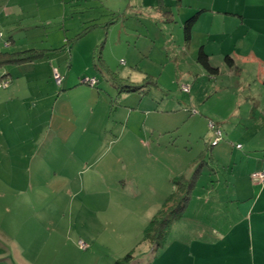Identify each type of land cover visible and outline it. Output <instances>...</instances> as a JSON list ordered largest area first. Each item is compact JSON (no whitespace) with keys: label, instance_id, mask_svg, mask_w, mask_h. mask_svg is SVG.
Returning a JSON list of instances; mask_svg holds the SVG:
<instances>
[{"label":"rangeland","instance_id":"obj_1","mask_svg":"<svg viewBox=\"0 0 264 264\" xmlns=\"http://www.w3.org/2000/svg\"><path fill=\"white\" fill-rule=\"evenodd\" d=\"M54 1L56 0H27L22 5L24 13L21 21L6 19L0 23V52L11 55L22 52L20 58L28 56L31 60L30 63L0 67V82L5 83V86L0 87V259L5 261L0 263L115 264L128 254H132L131 261L138 263V260L146 255V252L142 251L146 243L143 241L146 226L162 208L167 197L173 193L172 184H159L157 187L156 182H160L166 175L170 177L173 172L167 174L163 172V168L158 171V166L150 167L149 164H153L147 160H142L145 173L140 171L138 166L129 164V153L135 157L140 152L134 143V129L139 120H130L128 125L126 111H129L130 106L136 104L144 93L147 95L143 98L156 100L155 105L163 92L164 97L178 101L171 104V107L179 104L180 114L176 112L165 121L168 130L177 128V133L166 136L155 133L151 138L154 142L170 144L169 149L174 159L170 165L175 166L174 163H177L178 168L181 164V172L185 178L193 172L199 174L198 165L204 164V170H200L202 177L196 183L197 187H194L195 190L191 189L188 195L187 202H192L187 213L179 217L174 211L167 214L170 222L166 229V239H173L178 236L173 229L176 230L180 222L193 223L192 226L199 222L208 224L209 208L216 204L225 206V187L228 184L224 181V170L227 169V161L231 158H226L224 165L217 167L221 181H218L215 175L208 180L211 174L208 167L211 154L209 149L213 138L209 122L219 127L216 130L220 131L223 140V136H226L224 131L229 130L230 125H221L224 120L219 113H228L227 104L231 106L232 103H227L226 99L232 97V89L224 90L217 103L212 98L205 101L204 89H199V86L202 83L209 84L208 76H205L206 72L202 74L197 69L198 66L191 61L187 53L188 50L181 47L184 22L179 24L178 16V23L172 24L168 28L169 31H165L162 20L156 19L155 14H159L150 7L140 5L133 9L132 14L129 11L131 7H128L130 0H97L99 4L94 9L66 4L64 18L53 5ZM132 2L138 4L139 0ZM147 2L153 3L152 0ZM75 10H79V15L74 14ZM89 18H96L95 22L102 24V28L89 32L71 48H66L65 40L70 41L82 27L92 23L88 21ZM83 20L85 23H82ZM4 23L5 25H2ZM137 34H145L148 40L154 43V47L147 49L145 43L135 40ZM120 35L119 41L128 36L126 39L131 43L129 48L126 43L118 42ZM167 44L174 48L168 50L165 47ZM195 48L192 55L194 57L197 56L199 47ZM38 50L55 51L44 57ZM98 58H103L113 72L120 73L125 79L129 78L131 84L135 82L136 85H130V82L126 81L117 83L118 88L122 87L120 91L129 87L131 91L129 89L128 92L118 95L115 88L96 72L95 67L101 66ZM150 60L152 62H148ZM120 61L125 62L124 66L120 65ZM135 64H138L139 69L132 68ZM116 68L119 72H116ZM55 69L63 79L68 77L67 80L70 79L71 82L77 79L78 74L79 83L92 78L99 81L98 88L102 91L100 97L105 96L106 101L111 97L113 101L106 111V117L115 122V126L106 129L105 133L82 136L76 134L68 139L69 133L64 126L66 117L61 116L58 120L56 117L58 112L65 111L64 103L67 97H72V93L66 89L65 83L61 88L56 86L53 79ZM254 71L251 67L247 69L246 76H251L250 83L243 91L248 93L251 90L264 96V83H254ZM143 72L153 79L146 81L148 77L141 74ZM171 74L175 75V79L170 78ZM3 75L7 76L5 80L1 79ZM161 75V84L165 88H171L168 95L158 85L151 86L150 82L155 83ZM186 75L189 77L185 78ZM233 80L235 81L222 77V84L230 85L234 83ZM171 82H176V85H171ZM11 85L15 90L11 91ZM183 87L188 91H183ZM195 91L201 105L190 101ZM88 96L91 97V94ZM84 97L87 98V95ZM215 104L217 108L213 106ZM184 117L187 118L186 124H182ZM192 121L197 123L193 125ZM149 123L150 121L147 123L148 128ZM30 128L36 131L34 141H31L28 134ZM190 130L193 133L189 139L187 133ZM118 137L121 138V144H109ZM79 138L83 150H75L74 158L77 159L76 155L80 154L87 165H79L75 159H71L70 151L66 150V147L62 150L59 147L61 144L70 146L72 141L75 142ZM141 139L147 142L145 137H138L136 141L142 144ZM98 142L100 145H96ZM54 145L57 153L54 161H57L55 164L52 161L48 168L40 160L46 161L45 155L50 153ZM96 147L98 151H95ZM121 153L123 155H120ZM7 155L22 163L24 167H16L18 180L15 182H5ZM124 156L127 158L126 167L123 168L125 171L119 172L111 163ZM139 158L145 156L140 153ZM203 160L207 164L202 163ZM35 161H40V179L35 176ZM189 165L192 167L188 168ZM153 171L154 179H158L154 182L149 180L147 185H144L142 181L146 176L152 177ZM119 175L122 181L112 182ZM132 176L139 180L137 191L130 185ZM5 183L19 189L22 195L5 196ZM210 190L213 193L209 196ZM120 191L121 197H115ZM197 196L201 197L203 203ZM216 199L218 202L215 204ZM207 201L209 205H206ZM79 241L86 245L85 249L79 246Z\"/></svg>","mask_w":264,"mask_h":264},{"label":"crops","instance_id":"obj_2","mask_svg":"<svg viewBox=\"0 0 264 264\" xmlns=\"http://www.w3.org/2000/svg\"><path fill=\"white\" fill-rule=\"evenodd\" d=\"M26 1L27 0H0V23L5 22L6 19V21H21L20 19H23L22 14L24 13L22 5ZM147 1L148 0H139L138 4H134V2L130 0V5L128 7H131V9L129 11L132 13L133 9L140 5L150 7L159 14H155L156 19L159 21L160 19L162 20L165 31H169L168 28L172 24L178 23L177 16L179 17L180 24L183 22L185 23L189 18L196 15L190 39L188 42L185 41V39H183V41L181 40L183 45L181 47L188 50L187 53H189L191 61L198 66L197 69L202 72V74L206 72L205 76H208L209 84L205 85L202 83L199 89H204L206 102L210 101L212 98L216 103L222 98L221 96L224 90L228 88L232 89V97L226 99L227 103H232L231 106L227 104L229 106L228 113L224 115L219 113L220 117L224 120V123L221 125H230V129L224 131L226 136H223L224 139L214 146L215 149H210L211 154L208 167L211 170V174L208 180H210L209 178H211L212 175H215L218 177V181H221V176L218 175L219 169L217 167L221 164L224 165L223 163L226 162V158L230 157L231 159L227 161L229 165L227 169L224 170V181L228 184L225 187V206H217L216 203L218 200L216 199V205L211 206L208 210V224L199 222L192 226L193 223L182 224L180 222L177 225V229H173V231L177 233V237L173 239L167 238L161 248H155L154 244L146 242L142 250L146 252V255H144L145 257L139 259L138 263L130 261L129 264H264V185L255 183L252 180L253 174L264 173V96L251 92V90L248 93H244L243 91L245 86H249L250 83L249 79L251 76H246L247 69L249 70L250 67L255 70L254 73L256 78L254 83H264V0H152V4H148L149 2ZM82 3H86V5H82ZM88 3L89 6H87ZM66 4L80 6L82 8L85 7L86 9H94L99 3L97 0H56L53 2V5L57 7V10L59 9L60 15L63 16V18L66 14ZM75 11L74 14L79 15V10ZM70 12L72 13V11ZM151 18L152 20L154 19V17ZM96 20V18H89L88 21L92 23L85 27L93 24L97 26L75 40L73 45L85 37L89 32L102 28V24L95 22ZM82 23H85V21L83 20ZM184 23L182 26H184ZM2 25H5V23ZM85 27H82V30ZM155 30L157 31V27H155ZM179 30L181 32L180 27ZM81 31L75 34V36ZM120 37L121 35L119 38L117 37L118 42L120 44L126 43V47L129 48L131 43L126 39L128 36L124 37L123 41H119ZM135 37V40L137 39L145 43L147 49H152L154 47V43L149 41L145 34H137ZM134 45L137 44L134 43ZM246 45H249V47ZM255 45L259 48L255 47ZM165 47L168 48V50L174 48L169 44L165 45ZM195 47H199V49L203 47V50L208 55L211 68L217 70L216 74L209 75L197 62V56H192L194 53L193 51L196 49ZM227 56L232 59L233 63L231 65L226 63L225 58ZM98 61H101V66L95 67L96 72L98 75L104 77L105 82H109V85L113 88H115L111 81L113 75L125 79L120 73H115L110 70V67L105 63L103 58L101 60L98 58ZM148 62L152 61L150 60ZM122 64L124 66L125 62L122 63L120 61V65ZM137 65L138 64L133 65L132 68L134 70L139 69ZM117 68L116 72H119ZM158 69L161 68L158 67ZM141 74L148 77L146 72ZM161 77L162 75L155 83L151 81V86L153 84L158 85L160 89L165 91L166 95H168L171 88H165V86L161 84ZM188 77L189 75L185 76V78ZM222 77H229L235 79V81L233 80L234 83L230 85L227 83L222 84ZM67 78L68 77H65L64 83L66 89L71 91L72 97H67L64 103L65 111L58 112L56 118L58 120L61 116L66 117L64 126L69 133L68 139L76 134L82 136L85 134L96 135L98 133H105L106 129L114 127L115 122H112L110 118L106 117V111L108 107L111 106V97H109V101H106L105 96L100 97L101 90L97 91L94 88L80 86L78 80V78H80L79 74L75 81L72 80L71 82L70 79L67 80ZM170 78L175 79V75L171 74ZM149 79L152 80L153 78L148 77L146 81ZM125 81L130 82L129 78H126ZM131 83L132 82H130V85H136L135 82L134 84ZM171 85H176V82H171ZM11 86V91L15 90L14 86ZM115 90L117 91V88H115ZM79 91L83 92V94H80ZM163 91H161V93ZM122 93H126V91L120 92V94ZM194 93L193 96L191 95L190 101L192 103H200L196 91ZM88 94H91V97L88 96ZM120 94L118 93V95ZM164 94L163 92L160 100L157 99V104L155 105L156 100L153 101L151 98L144 99V95H147L144 93L142 95L143 97H140L136 104L131 105L132 110L126 111L128 125L130 120L134 122L136 119L139 120L138 126L134 129V143L140 152L136 154L135 157L129 153L131 157L129 164H131V166H138L140 171L142 170L145 173L146 170L144 169V165H142V160H147L153 164H149L150 167L158 166V171L163 168V172H167V174L171 171L173 172L170 177L166 175V177L160 179V182L157 181V187H159V184L170 186V179L174 177V175L185 177L181 172V164H179L178 168H176L177 163H174L175 166L170 165V163L174 162L172 153L169 149L170 144L162 141L161 143L157 141V143L151 138L155 133L161 136H166L174 132L175 134L177 133V128L169 131L168 127L165 125V121L170 119L176 112L180 114L179 104H177L176 107H171V104H176L178 101L169 99L168 96L164 97ZM86 95L87 98L84 97ZM195 98H197V101ZM213 106L217 108V104ZM218 108L222 109L221 106H218ZM185 119L187 118L184 117L182 124H186ZM138 120L136 122H138ZM149 121L150 128L147 127ZM202 121L203 120H201V122ZM192 122L193 125L197 123L196 121ZM116 123L118 124V122ZM35 133V129L30 128L28 134L31 141L36 139ZM192 133L191 130L187 133L189 139ZM138 137H145L147 142L145 143L144 140L141 139L142 144H140L136 141ZM79 140L80 138L75 142L72 141L70 146L68 144H61L59 146L61 150L63 147H66V150L70 151L73 161L75 159V150H83V146ZM120 140L121 138L119 137L115 138L110 141L109 144L117 146L121 144ZM96 145H100V142ZM238 145L241 146L240 149L236 148ZM98 150V147H96L95 151ZM140 153H142L145 158L140 159ZM120 155L123 154L121 153ZM56 156V145H54L50 153H46V161H40L49 168L52 161L53 164L56 163L57 160L54 161ZM7 158L8 161H5V182H15L18 180L15 172L16 167L18 169H24V167L22 163L12 160L9 155H7ZM76 158L75 160L79 165H87L85 161L83 162L80 154H77ZM221 160L223 161L222 163ZM40 161L34 162L35 176L38 179H40L39 176H42ZM218 161L220 162L219 164ZM126 162L127 158L124 156V158L114 160L111 166L121 172L124 170L123 168L126 167ZM191 164H193V162H191ZM211 166H213V168H211ZM191 167L192 166L188 168ZM80 172L81 170L79 173ZM154 173L153 171L152 177L146 176L142 183L147 185V181L151 180V182H154L158 179H154ZM120 175L118 176L119 179L116 178L112 182L116 180L122 181ZM201 177L202 175L199 176V179ZM129 182L131 187L135 188L137 191L138 178L132 176ZM196 187L197 185L195 188ZM121 193L122 191L116 194L115 197H121ZM208 193L210 196L213 191L210 190ZM7 195L20 197L22 193L19 189L5 183V196ZM197 197H199L200 202L203 203L201 197ZM191 202L192 201L188 203L183 214L187 213L191 206ZM208 203L209 201L206 202V205H209ZM1 230L4 232L3 229ZM0 261L4 263L5 259H0ZM2 262L0 264H2Z\"/></svg>","mask_w":264,"mask_h":264},{"label":"trees","instance_id":"obj_3","mask_svg":"<svg viewBox=\"0 0 264 264\" xmlns=\"http://www.w3.org/2000/svg\"><path fill=\"white\" fill-rule=\"evenodd\" d=\"M195 18H196V15L192 16L191 18H189L184 23L183 34H184V39L187 42L190 39L191 32H192V29H193V26H194L195 20H196ZM95 26H97V25L93 24V25H89V26L85 27L78 35H76L75 37L70 39L71 43H69L70 42L69 40H65L64 46L66 48H71V46L73 45L75 40H77L80 37H82L83 35H85L88 31H90ZM27 51H33V50H27ZM27 51H25V52H27ZM34 51H36V50H34ZM38 51L41 52V54L44 57H46V56H48L49 53H51L55 50H38ZM21 53L22 52L11 55V54L0 52V67H3L4 65H7V64L19 65V64H23V63H30L31 60L28 56H26L25 58L19 57V55ZM225 60H226V63L228 65H231L233 63L232 59L228 56L225 58ZM197 62L207 71V73L209 75H214L217 73L216 69L211 68V66L209 64L208 55L203 50V47H201L198 50ZM100 64H101V61H100ZM56 71L60 75L59 71L58 70H56ZM5 77H7V76L3 75L1 77V79L5 80ZM53 77H54V73H53ZM60 77H61V75H60ZM64 79H63V77H61V81L58 84L56 83V80L54 79L55 84L58 88L62 87V84L64 83ZM92 79H95V78H92ZM89 80H91V79H89ZM111 81H112L113 85L115 86V88H117L118 93L123 92V91L128 92L129 89L131 91L130 87L127 89H122L121 91H120V88H122V87L121 86H119V88L117 87V85H118L117 83L120 81L125 82V79H121V78L113 75V77L111 78ZM79 85L80 86L93 87L97 91L100 90L98 88L99 83L97 80L93 85H90L89 82L85 81V80L81 81ZM112 102L113 101L111 100V104H112ZM129 110L130 111L132 110L131 106H130ZM209 123H212V122H209ZM213 125H214L215 129L219 128L215 124H213ZM212 132H213V130H212ZM212 135H213V138H212V142H213V139L215 136H214V134H212ZM221 141H222V136H221V140L218 143H220ZM212 142L210 145V149L214 147V146H212ZM236 148H237V146H236ZM210 149H209V151H210ZM238 149H240V148H238ZM202 163L207 164V162L204 160L202 161ZM203 165L204 164L198 165L200 167L199 174H198V172H196L198 170L197 169L195 171L196 174H194V172H193L187 178L174 175V177H172L170 179L171 184L173 186V193L167 197V199L164 201L162 208L160 210H158V212L155 214V216H153V218L147 224L146 229H145L144 238H143L144 242L154 244L155 248H161L163 246V244L166 240V237H167V233H168L166 229H168L169 222H170L168 217H167V214H170L172 211H174L176 216L179 217L184 213L183 211L185 210V208L187 207V204H188V202H187L189 199L188 195L190 194L191 189H194V187L197 185L196 183L198 182L199 176L202 175L200 170H204ZM201 168H203V169H201ZM131 255L132 254L126 255V257H124L120 261H117L115 264H128L129 261H131V258H132Z\"/></svg>","mask_w":264,"mask_h":264},{"label":"built area","instance_id":"obj_4","mask_svg":"<svg viewBox=\"0 0 264 264\" xmlns=\"http://www.w3.org/2000/svg\"><path fill=\"white\" fill-rule=\"evenodd\" d=\"M54 79L56 80V83H60L61 81V77L60 75L57 73V71L55 70L54 72ZM85 81H88L90 85H93L96 80L95 79H91V80H85ZM1 86H5V83H1L0 82V87ZM183 91H188V89L186 87H183L182 89ZM209 129L210 130H213V134H214V139H213V142H212V146H215L218 144V142L221 140V134H220V131H217L214 127V125L212 123H209ZM237 148H240V146L238 145ZM252 180L255 182V183H259V184H262L264 185V173H255L252 175ZM79 246L82 248V249H85L86 248V245L84 243H82L81 241L78 242Z\"/></svg>","mask_w":264,"mask_h":264}]
</instances>
